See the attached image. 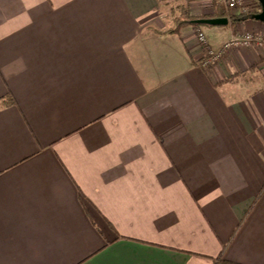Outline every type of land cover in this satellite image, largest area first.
Instances as JSON below:
<instances>
[{"label":"crops","instance_id":"obj_1","mask_svg":"<svg viewBox=\"0 0 264 264\" xmlns=\"http://www.w3.org/2000/svg\"><path fill=\"white\" fill-rule=\"evenodd\" d=\"M244 1L233 21L216 0H0V264H264V21ZM185 10L228 23L172 31ZM199 29L215 51L263 42L206 69Z\"/></svg>","mask_w":264,"mask_h":264},{"label":"built area","instance_id":"obj_2","mask_svg":"<svg viewBox=\"0 0 264 264\" xmlns=\"http://www.w3.org/2000/svg\"><path fill=\"white\" fill-rule=\"evenodd\" d=\"M222 4H225L227 8L231 10H242L243 13L248 12L245 10V4L244 0H216ZM198 34V39L201 42V44L204 46L206 55L204 58L201 60V66L203 68H209L211 67L214 63H216L218 60H220L221 54L227 53L228 51L239 47L240 45H249L251 43L257 42V43H262L263 39L256 37L252 33H244L242 35H237L233 37L231 40L226 42L223 47L220 49V51H215L213 49H210L207 46V39L205 33L199 29L197 30Z\"/></svg>","mask_w":264,"mask_h":264},{"label":"trees","instance_id":"obj_3","mask_svg":"<svg viewBox=\"0 0 264 264\" xmlns=\"http://www.w3.org/2000/svg\"><path fill=\"white\" fill-rule=\"evenodd\" d=\"M258 1V5H259V9H260V11H261V4H260V1L259 0H257ZM216 6H217V10H221V11H219L220 12V14H222V15H225V16H227V18L229 19H232L233 21H237V20H239V18H236L233 14H231L229 11H228V9L225 7V5L224 4H222V3H220V2H218V1H216ZM259 11H256V13L255 14H257ZM183 13H184V15H185V18H186V20H184V21H182V20H180V19H175V20H178V21H180L179 22V25L176 27V28H173L172 29V31H177L181 26H183V25H185V24H187V25H191V26H196V27H199V26H213V25H209V24H204V23H200V22H198V20H204V19H209V18H207V17H205V16H202V17H194V18H190L189 16H188V14H187V11L185 10V11H183ZM242 15H248V16H250V14H248V13H245V14H242Z\"/></svg>","mask_w":264,"mask_h":264},{"label":"water","instance_id":"obj_4","mask_svg":"<svg viewBox=\"0 0 264 264\" xmlns=\"http://www.w3.org/2000/svg\"><path fill=\"white\" fill-rule=\"evenodd\" d=\"M261 4V11L254 15V18L257 20L264 21V0H259ZM200 23L209 24V25H221L228 23V19L224 18H214V19H204L198 20Z\"/></svg>","mask_w":264,"mask_h":264},{"label":"rangeland","instance_id":"obj_5","mask_svg":"<svg viewBox=\"0 0 264 264\" xmlns=\"http://www.w3.org/2000/svg\"><path fill=\"white\" fill-rule=\"evenodd\" d=\"M255 1H257V0H255ZM255 1H254V2H255ZM244 4H245V2H244ZM256 4H257V5H256V8L259 9L258 1L256 2ZM245 13H246V12H245ZM242 46H243V45H240L239 47H242ZM244 46H245V45H244Z\"/></svg>","mask_w":264,"mask_h":264}]
</instances>
